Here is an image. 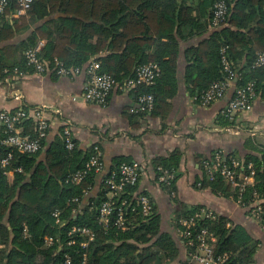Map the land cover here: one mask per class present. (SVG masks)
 I'll return each instance as SVG.
<instances>
[{
    "label": "trees",
    "instance_id": "16d2710c",
    "mask_svg": "<svg viewBox=\"0 0 264 264\" xmlns=\"http://www.w3.org/2000/svg\"><path fill=\"white\" fill-rule=\"evenodd\" d=\"M182 1L34 0L25 15L9 24L6 17L13 16L18 8V0H10L0 18V43L11 40L15 32L37 24L14 53L33 48L45 40L42 49L45 60L57 58L67 67H82L96 58L102 71L111 75L120 88L135 68L156 63L161 68V75L155 85L133 90L136 98L143 93L153 94L156 103L150 116L164 118L171 105L157 100L156 94L172 98L176 91L180 42L209 33L197 47L185 51L188 65L184 78L190 95L197 97L211 83L225 79L220 52L224 47L231 69L237 74L234 85L242 86L253 81L263 92L264 67H254V62L257 53L264 52V0H225L228 16L218 29L212 28L211 15L219 0H199L196 10L183 5ZM5 50L0 48V81L15 69L25 74L33 73L25 61L19 64L9 62ZM50 76L56 77L53 73ZM19 108L29 112L24 105ZM135 113L139 117L145 116L141 112ZM20 127L25 136L36 134L37 125L30 113ZM57 128L54 141L49 145L45 140L38 153L14 151L9 166L2 167L0 163V264H64L66 259L70 264H81L84 255L86 264H193L189 256L180 259L176 240L161 229V218L155 206L149 217L142 216L134 193L148 194L139 191L137 186L126 188L116 201V206L126 202V229L118 230L114 226L116 211L105 226L100 221L98 209L108 199L109 191L102 184L101 189L93 194L97 174L91 173L79 184L68 181L85 164L90 147L80 148L73 138L74 148L67 150L62 128L60 125ZM3 137L0 125V161L10 150L1 144ZM222 151L226 154V161L228 157L241 159L232 152ZM180 158L181 152L174 150L151 162L156 185L162 171L174 174L175 179L168 187L157 185L169 196L176 191ZM242 160L244 171L248 163H252L254 170V185L245 198H250L255 191L264 198V147L258 155L245 156ZM130 161L126 157L115 159L103 179L121 163ZM8 172H12V178ZM195 186L236 198L232 187L221 177L208 181L203 171ZM262 208L264 223V203ZM182 210L181 215L191 213ZM226 221L218 217L212 221H199L198 225L215 235L214 252L217 255L227 253L228 264H254L255 251L249 247L251 236L239 225L226 228ZM173 224L181 229L177 218ZM73 227L89 229L94 235L92 241H85L79 234L69 236ZM49 238L53 239L51 245L46 243ZM70 241L74 244L69 245ZM84 241L86 244L82 247ZM246 250V254L240 253ZM185 251L188 255L190 249Z\"/></svg>",
    "mask_w": 264,
    "mask_h": 264
},
{
    "label": "crops",
    "instance_id": "0c3cea01",
    "mask_svg": "<svg viewBox=\"0 0 264 264\" xmlns=\"http://www.w3.org/2000/svg\"><path fill=\"white\" fill-rule=\"evenodd\" d=\"M182 2L196 10L199 0ZM17 18L14 15L7 16L6 20L11 24ZM36 26L38 25L15 32L11 40L0 43L1 49L6 48L5 57L8 56L9 62H24V50L17 53L14 51ZM209 29L212 32L210 27ZM208 35L209 33L180 42L176 91L172 98L156 94L157 100L171 105L167 117H139L133 111L137 108L133 89L117 87L106 105L99 106L84 101V76L70 79L33 73L23 77L6 75L0 81V112L13 111L21 105L29 112L43 107L50 116L69 124L73 138L80 148L88 149L98 142L103 153L104 170L103 174L96 175L93 194L101 189L103 175L110 170L115 159L126 157L131 161H138L144 168L137 188L153 199L156 212L161 218V229L176 240L180 259H186L188 255L173 221L181 214L182 208H205L216 218H225L226 228L236 225L243 227L251 236L249 247L255 251L254 264H264V223H257L249 218L246 211L235 203L231 194L215 193L209 188L199 189L195 186L202 173L200 161L214 151L232 152L243 159L245 156L258 155L259 150L264 147V94L254 99L250 113L237 115L228 122L221 113L233 95L234 84L229 87L224 98L208 107H202L190 95L184 78L188 65L185 51L197 47ZM41 41L45 45V40ZM58 125L56 121L52 123L46 139L49 145L58 135ZM174 150L181 152V158L176 191L174 197H171L154 183L155 174L151 162L155 158L166 157ZM8 175L12 178V172Z\"/></svg>",
    "mask_w": 264,
    "mask_h": 264
},
{
    "label": "built area",
    "instance_id": "2783aa9c",
    "mask_svg": "<svg viewBox=\"0 0 264 264\" xmlns=\"http://www.w3.org/2000/svg\"><path fill=\"white\" fill-rule=\"evenodd\" d=\"M10 0H0V18L5 13ZM34 0H18V8L14 13L15 17H20L26 14L30 9ZM228 6L225 0L217 1L212 9L211 26L213 29L220 28L227 19ZM43 41H39L33 48L26 49L23 52V58L27 66L33 69V74L50 75L53 73L57 78H77L84 76L85 87L82 93L84 101L94 105H106L111 93L117 87L115 79L102 71L100 62L93 58L82 67H67L62 61L54 58L50 61L45 60L42 54ZM221 65L226 77L222 81L213 82L199 96L194 97V101L202 107H208L212 103L221 100L225 97L228 89L236 80L237 74L232 71L230 62L226 57V48L221 49ZM254 67H264V52H259L256 55ZM12 75L23 77L26 74L15 69ZM9 74V75H11ZM161 75V68L156 63H147L140 65L128 77L125 85L126 89H135L139 86L152 87ZM264 94L256 87V84L251 81L242 86H235L234 92L230 100L227 102L221 115L226 120H232L237 115L250 113L254 99L261 94ZM137 108L135 112L144 113L149 116L153 111L156 99L151 93L139 94L136 98ZM32 115L37 125L36 134L33 137L22 134L20 127L21 122ZM45 108L37 107L27 112L21 108L15 111L3 110L0 112V125L3 128V139L1 144L10 149L7 154L1 159L2 167L9 166L13 157V152L20 154H35L43 149L42 143L47 139L48 133L52 128V123L58 122L61 126V134L67 150L74 148L72 130L69 124L59 121L57 117L50 116ZM222 150H216L213 154L205 157L201 161L202 171L208 181H213L216 177H221L224 183L231 186L236 194L235 203L242 207L249 218L254 222L261 223L264 203V198L258 193L253 192L250 198L246 199L247 191L254 185V170L252 163H248L244 171V161L236 157H228ZM143 166L138 161H130L121 163L109 177L103 179L104 188L109 191L108 199L99 206L100 221L106 226L109 223L110 217L116 211V219L114 226L118 230L126 229V219L124 214L123 201L120 206H116V201L125 193L128 187H136L140 181ZM103 153L97 143L90 146L88 158L81 169L70 176L69 182L73 184L81 183L91 173L99 174L103 171ZM10 172H8L9 174ZM175 179L173 173L162 171L157 177V185L168 187ZM200 186V185H198ZM135 200L138 203L139 209L143 217H149L154 210V201L149 195L134 193ZM174 197V193H171ZM188 215L177 216V223L181 229L179 234L183 239L185 249H190L188 256L193 264H228L229 255L227 253L216 254L214 252L217 238L207 228L198 225L199 221L208 219L213 220L216 216L208 209L197 208L191 209ZM57 216V214H55ZM197 227V228H196ZM196 228V229H195ZM79 234L84 237L85 241H92L94 235L87 228L73 227L68 235L72 236ZM83 242L82 247L86 242ZM53 239H46L47 245H51ZM74 244L73 241L69 242ZM86 256H83L81 264H86ZM64 264H70V260L66 259Z\"/></svg>",
    "mask_w": 264,
    "mask_h": 264
},
{
    "label": "rangeland",
    "instance_id": "374dc122",
    "mask_svg": "<svg viewBox=\"0 0 264 264\" xmlns=\"http://www.w3.org/2000/svg\"><path fill=\"white\" fill-rule=\"evenodd\" d=\"M173 201H175V199H174ZM247 252H248V250H246V251H241L240 253H241V254H246ZM163 263L165 264L166 262H160V263H158V264H163ZM166 264H167V263H166Z\"/></svg>",
    "mask_w": 264,
    "mask_h": 264
}]
</instances>
